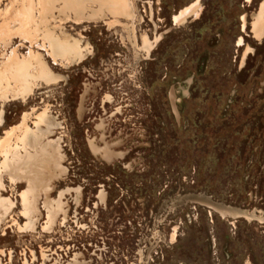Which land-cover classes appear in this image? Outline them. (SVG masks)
<instances>
[{"label":"rangeland","instance_id":"rangeland-1","mask_svg":"<svg viewBox=\"0 0 264 264\" xmlns=\"http://www.w3.org/2000/svg\"><path fill=\"white\" fill-rule=\"evenodd\" d=\"M96 1L0 0V264H264V0ZM38 113L64 177L30 196Z\"/></svg>","mask_w":264,"mask_h":264},{"label":"crops","instance_id":"crops-1","mask_svg":"<svg viewBox=\"0 0 264 264\" xmlns=\"http://www.w3.org/2000/svg\"><path fill=\"white\" fill-rule=\"evenodd\" d=\"M80 1H81L80 6L83 9H85L86 3L91 0H80ZM98 3H100L98 5V8L101 11H104V10L105 11H108V10L118 11V10L124 9L123 4L119 5V3H117V5L112 6L113 3L110 2V0H97L96 4ZM188 7L191 8L190 9V12H191L192 10H194L195 4L194 3L190 4ZM256 29L258 30L257 32L259 34L260 27H257ZM24 69L26 71V68ZM12 71H13V68L8 69V72H10V74L13 76ZM5 72H7V70ZM25 75L23 76V79L25 78ZM31 77L32 78H27V81L25 83L23 81L20 82L19 85H21V87L17 86L15 89H12L13 94H12L11 99H20V98H24L28 96L32 92L35 85H41L45 83L51 84L57 81V78H55L54 74H51L50 76L43 70H40L38 73H36L35 76L33 75ZM1 117L2 116L0 114V118ZM32 119H33L32 120L33 124L31 126H28L26 128L27 130L24 131L22 124L13 126L12 129L21 128L22 132L19 133V134L22 133V136L20 138L22 139L21 144L26 149V155L24 156L25 158L24 165L27 168L28 181L26 183L24 182V185L27 187V188L26 187L24 188V191H26V193L29 194L30 196H33V195L41 196L49 192L53 184L57 182L58 180H61L62 177H64V173H61V170H60L61 161H60V157L58 154L59 152H58L57 141H56L57 138L54 137V139L48 140V137L54 134V131L57 129L56 123L51 120V117H46L45 115H41L39 113L36 114L35 116H32ZM9 131L10 130L6 132L9 133ZM11 141L13 140L11 139ZM5 148L7 150V147ZM5 163H6V167H5L4 176L8 177L9 175L13 174L12 170L11 172L9 170L8 157H6ZM0 179H1V175H0ZM21 182H16V183H21ZM0 203H1L0 209L6 212V210L8 209V202L0 199ZM6 203H7V207L5 206ZM11 207L12 206H10V208Z\"/></svg>","mask_w":264,"mask_h":264}]
</instances>
